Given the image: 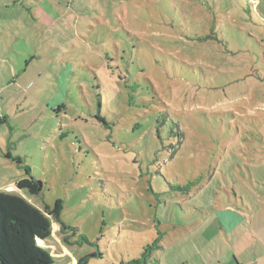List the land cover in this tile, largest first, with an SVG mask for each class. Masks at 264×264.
Here are the masks:
<instances>
[{
  "label": "rangeland",
  "instance_id": "374dc122",
  "mask_svg": "<svg viewBox=\"0 0 264 264\" xmlns=\"http://www.w3.org/2000/svg\"><path fill=\"white\" fill-rule=\"evenodd\" d=\"M0 94V193L55 263L212 262L264 201V0H0Z\"/></svg>",
  "mask_w": 264,
  "mask_h": 264
},
{
  "label": "trees",
  "instance_id": "16d2710c",
  "mask_svg": "<svg viewBox=\"0 0 264 264\" xmlns=\"http://www.w3.org/2000/svg\"><path fill=\"white\" fill-rule=\"evenodd\" d=\"M7 120L6 116H0V123H3ZM105 121V119H102ZM8 159H11L13 162L21 163V157H14L10 152L4 154ZM29 171V169H28ZM11 193L2 192L0 193V263L2 264H23L24 259L22 260L21 255L17 248H14L13 244L8 240V234L6 229V221L8 218V213L20 217L21 219L17 222V227L15 232L22 237L23 239V250L25 251V257H28L32 264H58L55 263L53 257L49 256L50 253L46 248L38 246L35 244V232L33 227L30 224V220L36 223L37 228H44L43 226V215L37 212L38 210L24 203L22 199H14L11 197ZM54 219H56V211H51L46 207ZM47 224V223H46ZM62 232L71 231L73 236L79 235L82 241H89L88 238L82 234L78 233V228L76 227H67L62 222L60 223ZM47 228L44 229L46 231ZM64 241L68 244H71L68 241L67 237H64ZM81 241V242H82ZM81 242L78 241L80 244ZM36 255L41 256V258H35ZM83 264H86V259L82 260ZM144 264H147V259H142ZM142 261H137L141 263Z\"/></svg>",
  "mask_w": 264,
  "mask_h": 264
},
{
  "label": "crops",
  "instance_id": "0c3cea01",
  "mask_svg": "<svg viewBox=\"0 0 264 264\" xmlns=\"http://www.w3.org/2000/svg\"><path fill=\"white\" fill-rule=\"evenodd\" d=\"M14 190L17 191L10 186L6 192L12 194ZM226 211L228 215L223 222L227 237L232 236L233 249L217 252L215 259L212 262L205 259V264H234L232 257L236 264H264V201L257 208L227 206Z\"/></svg>",
  "mask_w": 264,
  "mask_h": 264
},
{
  "label": "built area",
  "instance_id": "2783aa9c",
  "mask_svg": "<svg viewBox=\"0 0 264 264\" xmlns=\"http://www.w3.org/2000/svg\"><path fill=\"white\" fill-rule=\"evenodd\" d=\"M2 98V95L0 94V99ZM0 116H3V114L2 113H0Z\"/></svg>",
  "mask_w": 264,
  "mask_h": 264
}]
</instances>
